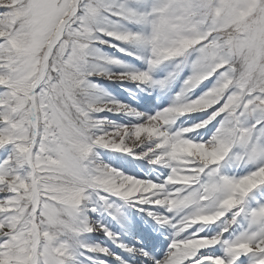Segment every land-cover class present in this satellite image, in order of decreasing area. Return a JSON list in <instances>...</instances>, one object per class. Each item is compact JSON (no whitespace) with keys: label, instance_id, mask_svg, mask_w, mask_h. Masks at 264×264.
Here are the masks:
<instances>
[{"label":"snow or ice","instance_id":"obj_1","mask_svg":"<svg viewBox=\"0 0 264 264\" xmlns=\"http://www.w3.org/2000/svg\"><path fill=\"white\" fill-rule=\"evenodd\" d=\"M0 264H264V0H0Z\"/></svg>","mask_w":264,"mask_h":264}]
</instances>
